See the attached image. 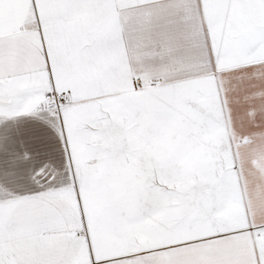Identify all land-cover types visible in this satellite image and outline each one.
<instances>
[{"label": "snow or ice", "instance_id": "1", "mask_svg": "<svg viewBox=\"0 0 264 264\" xmlns=\"http://www.w3.org/2000/svg\"><path fill=\"white\" fill-rule=\"evenodd\" d=\"M0 264H264V0H0Z\"/></svg>", "mask_w": 264, "mask_h": 264}]
</instances>
